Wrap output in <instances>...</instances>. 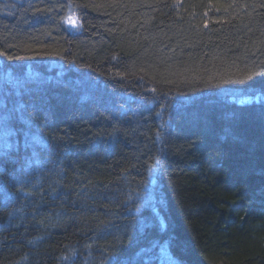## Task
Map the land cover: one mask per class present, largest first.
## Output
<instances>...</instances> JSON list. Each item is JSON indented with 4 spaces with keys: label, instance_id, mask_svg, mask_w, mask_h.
Instances as JSON below:
<instances>
[{
    "label": "trees",
    "instance_id": "1",
    "mask_svg": "<svg viewBox=\"0 0 264 264\" xmlns=\"http://www.w3.org/2000/svg\"><path fill=\"white\" fill-rule=\"evenodd\" d=\"M0 53V264H264V0H0Z\"/></svg>",
    "mask_w": 264,
    "mask_h": 264
},
{
    "label": "snow or ice",
    "instance_id": "2",
    "mask_svg": "<svg viewBox=\"0 0 264 264\" xmlns=\"http://www.w3.org/2000/svg\"><path fill=\"white\" fill-rule=\"evenodd\" d=\"M67 20H68V22H70V23H72V24H76V21L75 20H73V18L71 17V16H69L68 18H67ZM0 55H2V53H0ZM249 75H251V73H249Z\"/></svg>",
    "mask_w": 264,
    "mask_h": 264
},
{
    "label": "bare ground",
    "instance_id": "3",
    "mask_svg": "<svg viewBox=\"0 0 264 264\" xmlns=\"http://www.w3.org/2000/svg\"><path fill=\"white\" fill-rule=\"evenodd\" d=\"M158 248V250H160L161 251V247H157Z\"/></svg>",
    "mask_w": 264,
    "mask_h": 264
},
{
    "label": "rangeland",
    "instance_id": "4",
    "mask_svg": "<svg viewBox=\"0 0 264 264\" xmlns=\"http://www.w3.org/2000/svg\"><path fill=\"white\" fill-rule=\"evenodd\" d=\"M72 18H73V20H74V16H72V15H70ZM69 17V16H68Z\"/></svg>",
    "mask_w": 264,
    "mask_h": 264
}]
</instances>
